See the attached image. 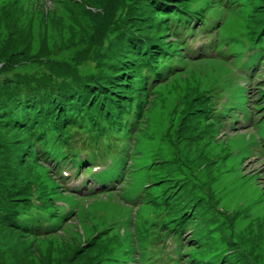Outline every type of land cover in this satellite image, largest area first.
<instances>
[{
    "label": "rangeland",
    "instance_id": "1",
    "mask_svg": "<svg viewBox=\"0 0 264 264\" xmlns=\"http://www.w3.org/2000/svg\"><path fill=\"white\" fill-rule=\"evenodd\" d=\"M215 1L195 0L193 7L212 9L213 31L226 54L216 57L214 49L204 58L187 60L178 57L181 49L175 44L167 47L165 59L176 67L162 71L165 75L143 89L138 100L134 94L127 97L140 103L139 130L131 145L132 174L119 178L112 193H94L81 201L63 195L65 189L79 195L90 192L76 190L72 182L59 191L61 179H48L51 171L38 164V158L22 160L16 143L19 123L8 122L9 111L0 108L4 183L16 185L19 195L28 186L44 213L57 214L44 206L46 198L63 201L61 207L66 202L78 207L66 220L53 219L59 231L51 234L32 235L0 225V264H78L94 262L100 254L105 257L100 264H140L142 259L134 260L135 248L148 254L140 239L155 237L163 231L158 229L163 222L168 229L176 220L182 224L180 233L167 231L182 240L183 261L264 264V73L259 77L254 63L247 65L254 52L250 38L264 35V0H239L231 15ZM111 5V0H0V106L9 102L14 86H19L20 103L34 97L49 104L64 95L60 82L71 83L67 93H73L85 80L102 82L103 75H110L108 65L118 62L117 49L125 42L115 37L114 19L109 23ZM126 10L121 6L115 18ZM253 27L260 29L254 32ZM185 47L187 55L198 49L194 44ZM49 83L63 91L50 94L44 89ZM222 101H229L225 112L219 111ZM22 108L23 104L14 109V120L22 119ZM2 141L12 143L4 150ZM127 159L121 161V169ZM97 161L90 166H97ZM50 168L54 174L53 165ZM67 171L73 169L66 167ZM84 174L80 169L73 178Z\"/></svg>",
    "mask_w": 264,
    "mask_h": 264
},
{
    "label": "trees",
    "instance_id": "2",
    "mask_svg": "<svg viewBox=\"0 0 264 264\" xmlns=\"http://www.w3.org/2000/svg\"><path fill=\"white\" fill-rule=\"evenodd\" d=\"M111 1L109 23L111 24V21L114 19L115 22L113 23L112 29L117 31L115 37L125 42H123V46L117 49L118 57L116 59H119L118 62L114 64L109 63L108 69L112 68L111 73L110 75H103L104 80L102 82L94 83L92 80H85L83 81V83L85 82L84 87L81 90H74L73 93H67V89L71 87V83L60 82V88L65 93L64 95H58L59 98L57 97V101L50 102L49 104H46V102H41L40 104L34 101V97H28L24 103H20L19 97H17L20 91L19 86L12 87L11 93L8 91L4 92L6 94L5 97L9 93V102H6L0 108H5L9 111L7 114L8 122L14 121V123H19L18 129L20 130V135L18 133L19 136L16 143L20 146L21 157L23 154L30 155L32 153L33 155L37 151V149H34L36 142L40 144L43 142L42 144L45 145L46 149L47 146L51 145L54 149H58V151L65 144L69 143L68 145H71V143L75 142H82L88 147L96 144L95 146L98 147V143L104 140L102 138L103 135L106 136L108 133L107 127H117L120 125L122 129L127 130V133L132 130L133 135L138 133L140 110L136 113L135 109L133 111L130 108L132 100L136 99L139 95L141 98L143 89L148 88V79L151 76L153 77L152 72L154 69L160 70V72L155 73V77L158 79L164 76L165 73L162 71L169 69L164 63L165 56L168 58V55H166L167 47L173 46L174 44L176 46L178 42L175 40L179 37L182 39L183 36L174 28L180 26L183 31L187 29L188 24L191 22L190 16L194 15L197 11L193 7L195 0ZM128 1L129 3H127ZM230 2H233V0H230ZM13 4L18 5L16 3ZM121 6L127 10L124 12L123 17L115 18V13H117ZM239 6L240 2H238ZM201 11L199 9L198 12ZM201 26L206 28L204 32L211 33L212 27H214V21L205 19ZM259 29L260 27H253L252 31L258 32ZM254 32L252 33L254 34ZM184 33L186 35L188 34L187 32ZM169 38L171 41H168ZM208 38L211 47H216L219 44L218 41L220 38L216 34ZM250 39L254 41V45L251 47L254 52L250 54L253 58L248 61H250L249 63L253 61L255 64L254 68H256L255 70H259L257 74L260 77L264 73V65L262 63L264 60V35L256 36L254 34ZM246 40L249 44L250 40L248 38ZM159 73L161 77L157 75ZM142 77L143 79L141 80ZM119 79H121V83H119ZM77 80H74L73 83L77 84ZM25 87L31 86L25 85ZM118 88H121L123 91ZM44 89H47L50 94H54L55 92L59 94L63 91L61 89H55L51 83H49V86L46 85ZM124 93L127 94L124 96ZM129 94H134L133 96L135 98L127 99V97H131ZM21 104H23L22 119H18L17 117L14 120L13 115L16 114L14 113V109ZM135 108H137V104ZM212 108L213 106L209 109V116L212 114ZM261 108H264V104ZM134 113L138 117L137 121L134 119ZM210 118H213L212 115ZM107 124L110 126H107ZM75 127L81 128V130L83 129L84 136L82 138H76L72 131ZM2 143L1 148L5 150L7 147H10L12 141H2ZM22 160H24L23 157ZM25 165L28 164L25 163ZM4 181L0 177V183H2L0 186L6 188V190H0L1 226L32 235H38L39 233L51 234L58 231L55 227L51 226L50 221L52 220L45 217L46 211L44 213L39 206L34 204L31 197V190H29L28 186L22 189L19 195L16 192V185L14 188L4 183ZM3 196H6V198H3ZM42 202L46 208L55 209L50 198H46ZM49 217H53L52 213L49 214ZM181 222H187V218H181ZM181 226L182 224L177 223L176 220L172 226H168L167 230L172 231L174 228L177 233H180ZM45 227L48 229H45ZM162 228H166L164 222L162 223ZM164 245L165 243H161L159 248L164 247ZM83 248L80 247V249ZM164 251L166 255H163V250H158V253L161 255L160 259L164 260L163 262H168L170 255L168 251ZM193 254L191 252L188 255ZM101 258L102 256L100 254L94 262L91 259L78 264H100ZM156 261V259H153L154 264H160L156 263ZM174 262L179 264L180 258L177 257ZM174 262L173 264H175ZM153 263L148 261L147 264ZM186 264L195 263L187 260ZM206 264L210 263L207 262Z\"/></svg>",
    "mask_w": 264,
    "mask_h": 264
}]
</instances>
